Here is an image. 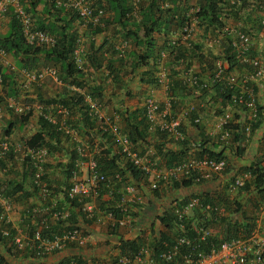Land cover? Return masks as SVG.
Here are the masks:
<instances>
[{
    "label": "trees",
    "instance_id": "obj_1",
    "mask_svg": "<svg viewBox=\"0 0 264 264\" xmlns=\"http://www.w3.org/2000/svg\"><path fill=\"white\" fill-rule=\"evenodd\" d=\"M90 1L92 2L93 7L101 8L104 13H111V18L109 20L107 19L108 21H104V17V26L116 24L121 29H125L126 33L122 39L129 40L130 42L132 41L135 46L138 45L137 41H140L142 47H138L139 49H150L151 47L149 46L152 45L150 44L152 43V34L155 32L159 33V31H162L161 28L164 30L166 27L167 29V26H170L171 23H173L172 26L178 30L184 21V13L186 10V7L182 8V5L180 6L179 2H176L177 0H140L136 3V7L130 5V0ZM184 2H186V0H184ZM39 3V0H20V4L24 12L28 13L32 17L34 27L53 36L55 38L54 45L50 48H45L26 44L24 37L20 32L17 19L15 16H11L8 20L7 33L4 36H0V49H2L5 53L11 54V56L15 59V68L18 70L29 71L33 69L34 71H37V68L40 66L45 67L47 64H51L52 67L57 69V78L63 86L62 90L64 93L54 98H41L39 99V102L44 105L53 104L66 108L70 116L66 123L70 124V127L74 129L76 134L84 137L86 136L88 140H92V137L97 136L103 141L104 148H100L99 151L95 150L94 159L98 165V171L104 175L113 176L115 173L120 174L121 181L113 185L115 190H117L120 185H124L123 181L126 180L124 176L129 178L130 181L135 184L140 181L145 183L146 177L125 161L116 148L115 151L111 150L114 144L111 136L107 134L105 129L101 128V122L93 118L91 113L88 111L87 105L84 101V94L97 101L99 99L101 89L99 86H91L87 84L85 79L88 73L87 70H93L94 72L102 66L108 70L106 77L112 76V80L116 79L115 77L119 76L113 73L111 67H122L128 63V60L130 62L129 67L131 70L136 69L139 65H146L148 60L153 61L152 63L155 67V61L158 60L159 54L157 52L154 53L153 49H150L143 53H132L125 59H118L114 58L115 52L112 51L110 57L107 59V57L105 58L103 56V53H105L102 51L104 44L95 47L93 46V43H89V55H85L83 57L84 68L79 70L74 65V61L72 59V52L76 41L78 40V35L76 30L71 29L70 26L73 21H77V17L72 12L57 8L52 2L48 1L44 2V11L39 12V10L36 9ZM164 4L169 5V7H167V5L163 6ZM134 9H136L135 14L138 17L136 26L133 25L135 20L132 18L130 19L131 13ZM61 16H65V21L60 20ZM251 17L260 19L258 24H252L250 29L254 32L262 30L260 22L264 19V0H197V10L193 13V18L196 22L195 27L197 26L198 30L205 33L210 28L213 32L220 34L221 36L225 34V31H223V21L225 19L240 20L243 24H247ZM132 27L136 29L130 30ZM104 29L99 26L87 28L90 36L98 35L104 31ZM138 29L142 31V36H138ZM252 31H247V33L249 34ZM186 43H188V48L184 45ZM184 44L178 42L177 44L170 46L168 41L164 40L161 45L160 51H166V60L165 63H163L164 67L173 74H175V67H187L191 61L195 59L200 60L199 57L196 58L197 56L194 53L195 50H198L199 45L193 44V42L189 43L187 41H185ZM40 57L43 60L42 65H39ZM215 58V55H212L208 56V58L206 56L204 59L206 60V63L211 64ZM222 58L228 68L234 65L231 56H228L227 53H225ZM109 70H111V72ZM8 74V72H6V74H1L3 85L6 78H8ZM179 84L180 82L178 81L175 83L173 82V87L178 86L179 89H182ZM69 85H73L74 87L83 90V93L67 92L64 87ZM215 91L218 94L220 89L216 86ZM231 91L232 90H225L223 94L218 95L224 104L228 102ZM260 109L261 108L258 107V111H260ZM29 115L30 112L25 115H19L18 117L15 116V120L18 123L24 124L26 123ZM190 119H192V115H190ZM121 122L124 126L121 133L128 139L130 144L134 145L137 143L140 146L144 145V143L146 144V137L148 136V122L143 114L142 108H136L128 112L125 111L121 116ZM257 123H259V119L257 122L251 124L250 130L256 127ZM37 124L39 126L38 131L24 141V147L33 150L36 148H44L47 155L52 156L55 152H57L56 145L60 142L61 138L66 136L59 132L55 125L48 123L40 117H38ZM228 128L236 129V126L232 127L229 124ZM156 132L158 139L165 138L163 133L158 131ZM3 135L8 136V130L4 131ZM230 141L238 144L237 146H234L231 155L235 158H241L245 151V145L243 144L244 139L241 138V135L234 134ZM207 142L208 140L204 136H201L200 144L196 146L194 151L190 150L186 140L176 144L178 147L174 150L163 149L160 144H153L152 148L155 151V154L157 156L159 155L163 159L164 166L167 168L181 162L187 155H191L190 153H193V157L196 159L207 157L215 160H223L225 162V168L222 170L220 175H225L228 167L225 149L229 145L223 146L221 149L213 150L216 148L214 144L210 142L209 146H206ZM100 145L101 143H99L97 147L99 148ZM67 155L68 159L64 168H62L65 181L64 186L60 189L62 201L59 202L58 205H52L49 201V197L53 193L50 186L46 185L49 192L43 197L38 192V188L33 185L32 178L34 167L31 159L27 156L22 158V163L27 169V172H25V178L28 177L29 179L30 188L32 189L31 194L20 190L17 185L10 189L6 187L7 190L5 188L0 191V198L9 203H19L26 200L30 195L37 197L39 206H29L23 217V226L26 229L25 235L28 236V238L32 237V233L34 234L36 229L39 230V234L42 238L51 239L64 229L74 226L79 227L77 225L78 221L85 224V226L92 223V221L85 220L83 218L79 209V204L76 201L68 200L66 198L68 180L70 172L74 169L76 153L72 148ZM11 156L12 153L8 151L0 160V167L3 166V161L5 159L10 160ZM119 163H121V165ZM240 173L248 176L244 181L242 188H239L237 191L238 194L244 195V201L242 203L237 201L235 197L229 198L225 192L220 191H202L195 194L190 193L181 198L170 199L165 206H162L161 212L155 215L154 219L146 225L147 231H143L133 238L118 239L117 245L114 247L116 256H125L129 259L132 258V256L143 244L144 238L147 234L151 238L149 248L151 249L153 256H156L162 250H166L168 247L175 245L177 239L181 236L187 239L189 242L188 245H177L174 261H180L182 256L187 254L194 255L196 253H202L203 255H207L212 248L215 249L218 246L220 241H227L232 238L248 235L254 226V218L253 216L245 214L243 207H253L255 198L258 199V203L264 201V164L261 163V160L257 159L247 166L241 167L240 171L236 172L235 175H239ZM214 178H218V176L213 177V180ZM44 180V175H42L41 182L46 183ZM231 181L232 180H230V183ZM201 183L202 182L198 184ZM194 185L197 184L190 180H182L180 182L172 183L170 189L188 190ZM23 192L24 194L22 195ZM152 195L155 199L160 197L158 191L156 190L152 191ZM191 198H197L201 206L210 204L215 209L216 207H222L223 213L218 214L217 211L204 213L200 208L194 209L191 211L190 216L181 221L183 227L182 230H179L176 226V216H174L172 206H175V208L178 209ZM64 206L68 208L66 211H69V215L65 220H57L51 223L49 221L46 224V228H42L37 225L38 219L33 215V210L36 209V207H39V209L52 207V210L64 211ZM99 207L103 212L106 210H112L116 219L121 217L119 211L113 209L112 207ZM152 209V204L145 207V211L148 213H150ZM131 214L132 217H136L138 215L136 212ZM135 224L141 226L139 220H137ZM208 228L218 229V232L212 236L199 239V233L197 234L196 231ZM8 229L9 228H7V236H2L0 234V243L7 241L10 244V248L6 249L5 253L9 256L21 254L24 257L32 258L33 252L27 247L18 251L14 249L11 245V238L14 235V232L12 229ZM67 250H69L71 254L66 257L58 259L55 258L56 261L54 264H66L68 262H72V264H87L86 258L83 256L81 249H76L70 246ZM56 254L57 253H53L51 256L55 257ZM45 259H47V257H44L42 260L44 261ZM42 260H35V262H42ZM0 264L7 263H5L0 257ZM109 264H117V258H112ZM158 264L169 263L160 262Z\"/></svg>",
    "mask_w": 264,
    "mask_h": 264
},
{
    "label": "crops",
    "instance_id": "obj_2",
    "mask_svg": "<svg viewBox=\"0 0 264 264\" xmlns=\"http://www.w3.org/2000/svg\"><path fill=\"white\" fill-rule=\"evenodd\" d=\"M46 1L47 0H39L40 3L36 8L39 10V12L44 11V2ZM176 2H179L180 6L182 5V8L186 7L185 13L192 10L190 9L192 7L195 9L197 8L196 0H186V2H184V0H177ZM167 7H169V5H167ZM135 10L136 9H134L131 13L130 19L132 18L135 20L133 25L136 26L138 17L135 14ZM9 17H11V9L6 11L0 18V36H4L8 31ZM110 18L111 13L107 12V16L105 17L104 21H108ZM64 19L65 16H61L60 20L65 21ZM259 19L260 18L251 17L247 24H243L240 20L225 19L223 21V31H225V34L222 36L220 34H216L210 28L205 33L201 32L197 29V26L195 27V22L191 36L187 42H193V44L199 45L198 50H195L194 53L197 56L196 58L199 57L200 60L195 59L191 61L187 67H175V74L164 67L163 63H165L166 57L162 58L160 62L155 61V67L152 63L153 61L151 60H148L146 65H139L134 70L130 69L129 60L128 63L122 67H111L113 73L119 76L115 77L116 79L113 80L111 78L112 76L106 77L108 70H106L104 66L100 67L94 72L93 70L89 71L86 69L88 73L85 82L91 86H99L101 89L99 99L97 100L100 107V113L105 116H118L119 128L121 129V132L124 127L121 122V116L124 114V112H128L136 108H142L144 100L148 96H152L158 103L172 99L171 111L173 115L174 113H179L189 105L194 108V111L190 115H192V118L199 119V123L196 124L197 127L191 122L190 118L183 119L181 123L184 140L188 142L187 145L191 151H194L196 146L200 144L201 136H204L208 140L206 146H209L210 142L214 144L216 148L213 150L221 149L223 146L229 145L225 149L228 163L227 173L225 175L218 176V178H214V180L213 177L206 179L202 181L203 185L202 183L197 184L188 190H171L169 188V192H164L161 195L159 194L160 197L158 199H155L152 196L143 197L144 200L142 199V204L141 206L137 207V210H145V207H148L152 204V211L150 213L140 211L137 213L138 215L136 217L134 216L130 219L132 221L131 224L139 220L140 224L142 225V230H140L141 232L147 231L146 225L152 219H154L155 215L161 212L162 206H165L168 200L181 198L190 193L195 194L202 191H220L225 192L229 198L235 197L237 201L241 203L243 202L240 200L244 195L237 194V196H234L235 193L230 195L227 193L226 188L230 180L235 177L234 175L236 172L240 171L241 167L247 166L257 159L260 160L262 154L264 153V140L262 138L264 133V75L261 78L255 79L252 77L253 69L250 66L236 63L233 60L231 50L228 46V41L233 31H241V29L246 30V32L252 31L250 29L251 25H256V23L258 24ZM77 22L73 21L70 24L71 29L75 30L78 28ZM104 23L102 20L101 28L104 29L106 27L104 31L95 36H90L88 34L87 28H82L83 26L80 24L77 35L78 39H80L79 41L81 42L83 49V53L81 54L82 58L85 55H89V43H93V46L95 47L104 44L102 51L105 52L103 53V56L105 58L107 57V59L110 57L112 51L115 52L114 58L118 59H125L128 58V56H130L132 53H143L150 49H153L154 53H159L158 51H160L164 40L168 41L169 38L174 37L178 31L172 26L173 23H171L170 26H167V29L166 27L164 30L161 28L162 31L152 34V43H150L152 45L149 46L151 47L150 49H139L138 47H142L140 41H137L138 45L135 46L132 41L130 42L129 40L122 39L126 33L125 29H121L116 24L104 26ZM134 27L130 28V30L136 29ZM138 36H142V31L140 29H138ZM249 37L251 42L249 55L251 57H260L264 53V33L262 30L255 32L252 31L249 33ZM121 41L127 43V48L125 49L122 57H118L119 49L117 50V48ZM184 45L187 46V48L189 47L188 43ZM225 53H227L228 56H231L234 62V65L228 68V73L238 78L239 81H244L245 87L251 89L253 93L257 108H261L259 111V123H257V126L254 127L247 135H244L242 131V128L246 124L245 114L238 108L233 107L229 102L224 104L220 100V97L215 91L216 86L211 81L213 63L208 64L204 59L206 56L208 58V56L212 55L224 56ZM14 61L15 59L9 53H6L5 56L0 59V73H9L7 75L8 78H6L4 81V85H1L3 91L1 92L2 96L0 94V107L2 110L0 115V140L6 139L9 142V151L12 153L11 159H5L2 163L3 166L0 167V191L4 190L6 187L10 189L17 185L20 190L29 192L31 194L32 189L30 188L28 177L25 178V172H27V169L22 163V158H24L26 152L24 141L30 138L39 129L37 124L38 117L32 110L26 123H18L15 120V116L18 117L19 115L13 114V112L7 107L6 102L7 100H14L18 105L22 103L33 104L34 102H39V99L41 98H54L58 95H62L64 92L62 90L63 86L61 84L56 82L53 83L51 80H48L50 83L47 81L41 83H28L21 71L15 68L16 66ZM42 63L43 60L40 57L39 65H42ZM223 63L225 62L223 61ZM42 67L43 66H40L36 70L38 71L42 69ZM161 67L164 68L167 77L162 84H157L156 73ZM111 70L109 71L111 72ZM29 71L34 70L31 69ZM192 78H195L198 81V84H204L205 87L202 89L192 85L190 81ZM176 81L180 82L179 86L182 89H179L178 86L173 87V82L175 83ZM51 83L54 84V87H52ZM64 88L67 92H70L66 86ZM224 112H228L231 116L232 122L230 125L232 127L236 126V129H231V134L226 144H222L219 140L220 128L218 124V116ZM6 130H8V136L3 135V132ZM156 133V131L149 130L148 136L146 137V144L144 143V145L140 146L136 143L134 145L135 151H137L139 154H142L145 148H152L153 144H160L163 149L169 150H174L178 147V145H176L178 144L177 142L169 140L166 137L164 139H158ZM234 134L241 135V138L244 139L243 144L245 145V151L241 158H235L233 155H231L234 146L238 145L230 141ZM92 138V140H88L86 136H81L75 132L74 138L67 136L61 138L60 142L56 145L57 152H55V154L52 156H46V159L43 163L44 167L42 166V175H44V181L46 182L45 184L50 186L53 190V193L49 197V201L52 203V205H58V203L62 201L60 189H62L65 183L62 168H64L68 159L67 153L79 144L84 147H89L94 152L95 150L99 151L100 148H104L103 141L100 138L97 136ZM99 143H101V145L98 148L97 146ZM111 150L115 151V148L112 147ZM190 154L191 155H187L185 159L195 158L193 157V153ZM157 157L159 159V165L162 166L163 159L159 155ZM239 175H241V173ZM131 183L135 184L133 182ZM136 185L139 186V183H136ZM113 196H116V198L119 197L117 194H114ZM112 200L113 197L109 196L103 188L99 190V198L97 199L99 206H102V208L112 207ZM3 202L9 204L10 207L4 211L6 215V221H0V234L3 230L7 231V228H9L13 230L14 234L24 236L26 229L23 226V217L29 206H39L37 197L30 195L26 200H23L19 203H9L0 198V214L3 212ZM253 205V207L250 206L248 208L252 214L251 216H253V218L255 216V228L260 230L263 228L264 223V201L258 203V199L255 198ZM219 208L223 209L222 207ZM243 209L244 213L246 214V207L244 206ZM63 210L66 211L68 208L64 206ZM67 213H69V211H67ZM77 225L80 227H85L84 229L89 227L85 226V224H82L80 221L77 222ZM215 232H218V229H215ZM140 233H136V230L134 229H129L127 234L123 236H107L105 238V252L107 251V253L104 252L96 254L94 252L82 251V254L85 256L87 264L90 263L91 259H103L110 253L116 254L114 247L116 246L119 238H132ZM8 248H10V244L7 241L0 243V257L7 264H54L56 261L55 258L58 259L66 257L71 254L69 250H64L57 253L55 257L50 255L44 261L42 260V262H35V260L32 258L24 257L21 254L9 256L7 253H5L6 249ZM14 249L18 251L17 248L14 247Z\"/></svg>",
    "mask_w": 264,
    "mask_h": 264
},
{
    "label": "built area",
    "instance_id": "obj_3",
    "mask_svg": "<svg viewBox=\"0 0 264 264\" xmlns=\"http://www.w3.org/2000/svg\"><path fill=\"white\" fill-rule=\"evenodd\" d=\"M49 1L52 2L55 7L72 12L83 28L102 26L101 20L104 16V11L101 8L93 7L90 0ZM139 1L140 0H130V3L133 7H136V3ZM163 6H166V4ZM9 9H11V16H15L18 21L20 32L26 44L45 48H50L54 45L55 38L53 36L34 27L31 16L24 12L20 0H0V18ZM190 9L192 10L184 14V21L175 36L169 38L168 44L170 46L178 42L184 43L190 38L195 23L193 13L197 8L195 9L192 7ZM260 25L264 32V19L260 22ZM79 40L80 39L76 41L73 49L72 59L76 68L82 70L84 68V60L81 57L83 49ZM228 46L231 50L233 60L236 63L250 66L253 69V78L258 79L263 77L264 53L260 57H251L249 55L251 42L247 33L240 30L233 31L228 41ZM126 48L127 43L121 41L117 48V50L119 49L118 57H122ZM5 54L6 53L0 49V59L4 57ZM158 54L159 58L157 62H160V60L165 57L166 51L161 50ZM20 71L25 76V80L28 83H41L44 82L46 78H50L54 82L60 84L55 70L51 68L44 67L39 71L32 72L26 70ZM166 77L167 74L164 68L161 67L156 73V83L162 84ZM190 81L192 85L199 88L203 89L205 87L204 84H198L195 78H192ZM211 81L220 89L218 95L223 94L225 90H232L228 102L245 114L246 124L242 128V131L244 135H247L251 131V124L257 122L260 116L251 89L245 87L243 80L239 81L238 78L230 75L227 65L223 62L215 61L213 63ZM1 84L2 78L0 73V87ZM66 87L70 92L83 93V90L73 85ZM84 101L91 116L97 121H100L101 128L105 129L107 134L111 136L114 142L113 147L120 152L121 157L146 177L145 183L147 189L150 191L159 190L161 186H169L174 182H180L182 180H190L198 184L213 176L220 175L225 168V162L223 160H215L207 157L201 159H184L168 168L164 166V163L160 166L158 163L159 159L152 148H145L142 154L135 151V144H130L128 139L121 133L118 116L111 117L102 115L98 102L88 95L84 94ZM6 105L15 115H25L28 112L31 113L33 110L37 117L55 125L56 129L63 135L70 138L75 137L73 128L66 123L70 116L68 110L64 107L53 104L44 105L40 102H34L33 104L22 103L18 105L14 100H7ZM171 107L170 99L158 103L152 96H148L144 100L142 109L148 122V131H158L163 133L169 140L179 143L184 140L181 128L182 120L190 118V114L194 111V108L189 105L187 108L173 115ZM1 111L0 107V115ZM191 122L196 125L199 123V119L192 118ZM231 122V116L228 112L219 114V140L222 144L228 142L231 134V129L228 128V125ZM262 138L264 140V133ZM9 149V142L6 139L0 140V160ZM25 149L26 152L24 157H29L34 167L32 183L38 188L41 196L44 197L49 192L46 184L41 182L42 166L46 159L47 152L44 148H36L34 150L29 148ZM73 149L76 153V158L74 160V169L70 172L66 198L68 200H74L79 204L80 212L85 220L107 223L108 229L111 231L117 228L130 226L132 222L130 219L132 216L129 215L128 208L142 202V199L138 196L135 185L130 182L129 178L124 176L126 179L123 181L124 185H120V187L115 190L113 185L121 181L119 173H115L113 176H106L99 172L98 165L94 159V151L89 147H84L79 144ZM261 163L264 164V153L261 156ZM119 164L121 165V163ZM247 177L246 174L235 175L226 188L227 193L230 195L236 193L239 188H242ZM101 188H103L109 196L113 197L111 205L113 209H116L121 214L119 219L114 217L112 210L103 212L100 209L98 212L96 204H99L97 199L99 198V190ZM114 194H117L119 197L116 198L113 196ZM9 207V204L3 202V212L0 214V221H6L4 211ZM195 208H200L206 213L211 211H217L218 214L223 213V209L217 207L215 209L210 204L201 206L199 201L193 198L180 208L173 210L174 216H176V226L179 230H182L183 227L181 221ZM52 209V207H49L41 209L36 208L33 210V215L38 219L37 225L39 227L46 228V224L49 221L51 223L57 220H65L69 215L67 211ZM84 228L80 226L67 228L60 231L58 235L53 236L51 239L42 238L39 234V230L36 229V231H34L35 233H32V237L30 238L25 234L24 236L14 234L11 238V244L18 250L27 247L33 252L32 258L41 261L44 257H48L53 253L67 250L70 246L83 250L82 248L91 244L92 236L90 232L87 234L88 229ZM196 233H199V239H202L207 236H212L217 232H215V228H208L197 230ZM1 235L7 236L8 232L3 230ZM150 239V236L146 235L143 244L130 259L125 256L119 257L116 256V254L110 253L103 259H91L89 264H109L112 258H117V264H158L160 262L169 264H264V223L263 228L260 230H257L254 224L252 230L246 236L220 241L218 246L215 249L212 248L207 255H203L202 253H196L194 255L187 254L182 256L180 261H174L176 247L177 245H188L189 243L183 236L177 239L175 245L168 247L166 250H162L156 256L152 255V251L149 248ZM66 264H72V262Z\"/></svg>",
    "mask_w": 264,
    "mask_h": 264
},
{
    "label": "rangeland",
    "instance_id": "obj_4",
    "mask_svg": "<svg viewBox=\"0 0 264 264\" xmlns=\"http://www.w3.org/2000/svg\"><path fill=\"white\" fill-rule=\"evenodd\" d=\"M105 17L107 16V13H105V15H104ZM104 19V18H103ZM77 22V21H76ZM78 23V28H76L75 30H76V33H77V31H78V29H79V27H80V23L79 22H77ZM83 28V27H82ZM78 34V33H77ZM215 59L213 60L214 62L215 61H218V62H222L223 60V58H222V56H220V55H215ZM211 62V64L212 63H214V62ZM213 66V65H212ZM44 67V66H43ZM45 67H47V68H51V69H54L55 70V72L57 73V69L55 68V67H52V65L51 64H47V65H45ZM213 68V67H212ZM48 80H51L53 83H54V81L52 80V79H50V78H46L44 81H47L48 82ZM48 83H50V82H48ZM52 84V83H51ZM52 87H54V84H52ZM57 90H59L58 88H56ZM3 91V89H2V87H0V94H1V92ZM1 96H2V94H1ZM1 96H0V98H1ZM263 148H264V144H263ZM261 160V159H260ZM135 188L137 189V193H138V196L140 197V198H142L143 199V197H147V196H150V195H152V192L149 190V189H147V186L144 184V183H142V182H140L139 183V186H135ZM169 188H168V186H161L160 188H159V190H158V192L160 193V194H162V193H164V192H169V190H168ZM237 194H238V192H236L235 194H234V196H237ZM242 195V194H241ZM144 200V199H143ZM240 201H244V197H241V200ZM141 204H139L138 206H140ZM136 206V207H135ZM137 204L136 205H133V206H131V207H129L128 209L133 213H135L136 212V210H137ZM146 206V205H145ZM248 207H250V206H246V214L247 215H252L251 213H250V210H249V208ZM96 208H97V210H98V212L100 211V208H99V205L98 204H96ZM141 212H146L145 210H140ZM139 211V212H140ZM136 214H137V212H136ZM137 222V221H136ZM135 222V223H136ZM137 224H139V223H137ZM137 224H134L133 226H126V227H121V228H119V229H115V230H113V231H111V230H109L108 228V226H107V223H97V222H92L90 225H88L89 227L88 228H86V229H88V232H87V234H89V232H90V234H91V236H92V243L91 244H88V246H86V247H84V248H82L83 250H81V251H85V252H94V253H96V254H99V253H104L105 252V250H106V245H105V238L107 237V236H111V235H115V236H123V235H126L127 234V231L130 229V230H132V229H135L136 230V232H140V230H141V227H142V225L141 226H138ZM84 228V227H83ZM105 253H107V251L105 252Z\"/></svg>",
    "mask_w": 264,
    "mask_h": 264
},
{
    "label": "clouds",
    "instance_id": "obj_5",
    "mask_svg": "<svg viewBox=\"0 0 264 264\" xmlns=\"http://www.w3.org/2000/svg\"><path fill=\"white\" fill-rule=\"evenodd\" d=\"M47 1L50 2L49 0H47ZM57 8H58V7H57ZM64 11H65V10H64ZM69 12H70V11H69ZM104 15H105V13H104ZM103 18H104V16H103ZM103 18H102V20H103ZM31 19H32V17H31ZM32 20H33V19H32ZM102 20H101V21H102ZM77 21H78V20H77ZM33 25H34V24H33ZM241 31L247 33L246 30L241 29ZM263 33H264V32H263ZM247 34H248V33H247ZM248 35H249V34H248ZM222 62H223V61H222ZM43 68H44V67H43ZM40 70H41V69H40ZM38 71H39V70H38ZM30 72H32V71H30ZM1 85H2V84H1ZM218 176H221V175H218ZM213 177H217V176H213ZM231 180H233V178H232ZM201 182H202V181H201ZM229 183H230V182H229ZM229 183H228V184H229ZM144 184L146 185V183H144ZM134 185L137 186L136 184H134ZM170 186H171V185H169L168 188H170ZM227 186H228V185H227ZM168 190H169V189H168ZM156 191H158V190H156ZM151 192H152V191H151ZM158 194H160V193L158 192ZM160 195H161V194H160ZM150 196H153V195H150ZM141 199H142V198H141ZM191 199H193V198H191ZM191 199H190V200H191ZM195 199H197V198H195ZM197 200H198V199H197ZM188 201H189V200H188ZM188 201H187V202H188ZM140 204H142V202H141ZM138 205H139V204H138ZM138 205H137V206H138ZM140 206H141V205H140ZM135 207H136V206H135ZM138 207H139V206H138ZM99 208H100V207H99ZM172 208H173V210H174V209H177V208H175V206H172ZM195 209H197V208H195ZM193 210H194V209H193ZM193 210H192V211H193ZM139 211H140V210H136L137 213H139ZM131 213H132V212L129 210V215L132 216ZM204 213H206V212H204ZM190 215H191V212H190L186 217H188V216H190ZM133 217H134V216H133ZM186 217H185V218H186ZM135 222H136V221H135ZM134 224H135V223H134ZM134 224H130V226H133ZM117 229H118V228H117ZM134 230H135V229H134ZM141 230H142V227H141ZM140 232H141V231H140ZM140 232H139V233H140Z\"/></svg>",
    "mask_w": 264,
    "mask_h": 264
}]
</instances>
